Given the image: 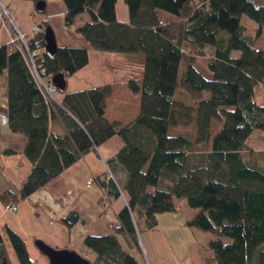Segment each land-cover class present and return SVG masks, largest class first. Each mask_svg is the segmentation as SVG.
<instances>
[{
	"label": "trees",
	"instance_id": "trees-1",
	"mask_svg": "<svg viewBox=\"0 0 264 264\" xmlns=\"http://www.w3.org/2000/svg\"><path fill=\"white\" fill-rule=\"evenodd\" d=\"M62 1L68 28L75 27L79 15L89 14L75 31L96 51L144 55L142 80L128 83L141 94L140 112L126 124L110 120L111 85L65 89L62 101L47 100L22 53L1 45L0 75L9 77V128L27 139L24 155L32 165L19 193L2 195L4 204L30 197L118 136L123 147L106 162L114 179L101 181L106 174L95 179L108 196L124 195L127 204L112 231L85 238L94 253L91 264H148L140 251L141 234L158 226V215L180 211L175 197L197 210L188 226L213 235L205 264H264V151L247 145L255 130L264 131V104L256 93L264 87V48L254 46L242 23L248 16L260 35L264 1L124 0L128 23L117 18L118 0ZM158 11L180 20L163 22ZM41 27L39 38L30 41L32 49L45 48L49 25ZM42 57L51 80L60 73L65 79L74 76L89 63L85 48L58 47L55 58L46 52ZM202 57L208 61L205 72L196 66ZM177 91L187 93L197 107L176 102ZM215 119L222 126L213 135ZM178 126L194 130L171 135L170 128ZM119 170L126 174L124 182ZM164 181L170 189L162 188ZM81 220L72 212L61 221L72 227ZM6 229L19 264H39L22 236ZM0 264H13L1 230Z\"/></svg>",
	"mask_w": 264,
	"mask_h": 264
},
{
	"label": "crops",
	"instance_id": "crops-1",
	"mask_svg": "<svg viewBox=\"0 0 264 264\" xmlns=\"http://www.w3.org/2000/svg\"><path fill=\"white\" fill-rule=\"evenodd\" d=\"M46 3V13L42 15H36V5L32 1L13 0L11 7L18 25L30 35L31 40L39 38V34H35L34 30L47 23L55 33L58 47L87 49L89 63L74 76L66 79V93L111 85L114 94L117 88L128 85L129 81L142 80V62L137 59L128 62L120 57L122 55L96 51L83 36L76 33L75 28L88 21L86 16H83L82 23L68 28L65 23L66 7L63 1L46 0ZM122 12L120 19L117 8L118 20L128 23L129 18L126 20V17L129 15L124 7ZM158 14L163 22L172 23L180 20L162 11H158ZM10 38L8 30L0 29V46L8 45ZM64 96L65 94L61 92L56 97L58 101H62ZM111 99L112 97H109L107 100V117L125 124L122 118L124 113L111 109L109 103ZM8 105L9 77L5 72L0 75V230L4 229L6 232V227L11 228L22 236L28 248L42 241L57 249L76 251L91 261L94 253L85 246V238L89 235L109 233L110 227L118 224V213L125 204L121 198H113L109 211L102 213L100 204L107 192L97 184L88 187L87 182L91 178L103 177L106 174V162L116 157L123 147V140L118 136L111 138L99 147L98 153L91 152L85 155L30 197L26 199L18 197L16 201H11L10 204L15 203L18 206V210L15 211L17 214L12 216L14 217L12 221H4L5 215L14 211L6 209L2 195L19 193L32 169L31 163L24 155L27 139L23 135L13 133L9 124L5 125L1 121V114H8ZM117 175L120 176L121 182L126 180V174L121 170ZM72 212L79 214L83 220L68 227L61 220ZM193 215L194 211H188L187 216L183 218L180 211L158 215V226L148 230L149 235L141 234L147 261H151L152 264H205L210 237L207 233L188 226L187 222ZM164 218L170 233L160 231V224ZM173 236L178 237L179 241ZM32 242L35 244L32 245ZM164 242H167L166 246ZM34 261L39 259L36 258Z\"/></svg>",
	"mask_w": 264,
	"mask_h": 264
},
{
	"label": "rangeland",
	"instance_id": "rangeland-1",
	"mask_svg": "<svg viewBox=\"0 0 264 264\" xmlns=\"http://www.w3.org/2000/svg\"><path fill=\"white\" fill-rule=\"evenodd\" d=\"M28 1H32L36 5L35 0H28ZM263 1L264 0H257V3L258 4H262ZM122 7H124V9L128 13V9H127V6H126L124 0H118V2H117V8H118V17L120 19L122 18V15H123ZM45 13H46V11H44V13H38V12H36V15H42V14H45ZM168 15H170V16H172L174 18L177 17V16H174L172 14H168ZM83 16H86L88 18V20L90 19V16H89L88 13L81 14V15H79L77 17V19L75 21V26L77 24H79L80 22L82 23ZM126 18H127L126 20H128L129 17L127 16ZM16 22H17V20H16ZM242 23L248 27L249 35L252 36L253 38H255L254 46L256 48H264V28H263L261 34L258 35L259 25L255 21H253L252 19H250L248 16H243ZM38 28H41L42 29V27H38ZM6 30H8V29H6ZM8 31L10 32V30H8ZM23 32H25V31H23ZM34 32H36V30H34ZM226 35L228 36V34H226ZM11 36H12V34L10 32V37ZM115 54L116 55H122L120 57L128 60V62L131 59H134V60L137 59V61L142 62V63L144 62V55L143 54H135V53H133V54L132 53H115ZM238 54L239 53H235V55H238ZM196 66L198 68H200V70L203 71V72L207 71L208 70V68H207L208 67L207 58H203L202 57V58L197 59ZM185 68H186V66L184 64H182V66H181V72H180V76L181 77H182V75H183V73L185 71ZM39 82L42 83L43 82V79L42 78H39ZM256 93H257V101L259 103H261V104H264V87L260 88V86H258L256 88ZM57 94H58V90L54 94V97H53L54 98V101H56V102H58V99L56 97ZM109 97L110 98L112 97V99L109 100L111 109L112 110L113 109L120 110L121 114L124 113L122 115V118H123V120H125L126 123H129V122L134 121L135 118L139 115V112H140V104H141V94L140 93H133L130 90V88H129L128 85L121 86V87L117 88L114 91V94H112ZM209 97H210L209 93L205 92L204 93V98L205 99H208ZM175 100L179 104L184 103V105L185 106H188V107H192V108L197 107V102H195L192 98H190L188 96V94H186L184 92H181V91H178L176 93ZM221 126H222V122L217 121L215 119L213 121V125H212V134L214 135L221 128ZM195 127H196V124H195ZM186 128L190 132L194 130L193 129L194 128L193 126H187ZM187 130L183 126L172 127V128H170V134L171 135H174V136H176V135H185V131H187ZM247 145L249 147L255 149V150L264 151V131L263 130H259V129L255 130L253 132V134L251 135V137L248 139ZM117 177L121 181V179L119 178L120 176H117ZM169 185H170V183L164 181V183L162 185V188H164V189H170V186ZM151 190H154V188L151 189ZM121 199L124 201L125 200L124 196H122ZM175 203H176L177 207L180 209V216H181V218L187 216L188 211L197 212L196 209H193V208H191L189 206V204L187 202V199H185V198L175 197ZM124 204L126 205L127 203L124 201ZM16 214H17L16 212H10V213H8V214L5 215V217L3 218V220L4 221H12V219H14V217H12V216H15ZM165 219L166 218L162 219L161 224H160V231H162V232L163 231H166V232L169 231L167 229V227H166L167 226V224H166L167 221ZM1 231L3 232L4 241H5V244L7 246L8 252H10V256H11L10 258H11L13 264H19L17 255H16V253H15V251L13 249L12 243L9 240V237H8L7 233L4 231V229H1ZM109 231H112L111 227H110ZM147 232H148V230H145V229L143 230V234H148ZM168 233H170V231ZM205 233H207V235H211L213 237V235L211 233H208V232H205ZM173 238H175V239H177L179 241V238L178 237H174L173 236ZM164 241H165V239H164ZM34 244L35 243L32 242V245H34ZM164 244L166 246L167 242H164ZM140 248H141L140 251H141L142 257L147 260V256H146V253H145V248H144L142 242H140ZM27 249L29 251L30 257L33 260H35L36 258H38L39 261H37V262L39 264H49L48 257L42 253V251L36 246V244L34 245V247L33 246H30L29 248L27 247ZM147 262H148V264H152L151 261L150 262L147 261Z\"/></svg>",
	"mask_w": 264,
	"mask_h": 264
},
{
	"label": "built area",
	"instance_id": "built-area-1",
	"mask_svg": "<svg viewBox=\"0 0 264 264\" xmlns=\"http://www.w3.org/2000/svg\"><path fill=\"white\" fill-rule=\"evenodd\" d=\"M12 1L13 0H0V29H8L10 30L12 36L10 38V41L8 45L14 46L17 50H19L24 58L26 59L29 67L31 68L33 74L35 75L38 84L40 85L42 91L44 92L45 96L47 97V100H54V94L57 92V88L52 83L51 76L46 75V69L43 67L42 63V54L45 52V50L41 48H31V38L28 33L23 32V30L20 28L18 23L15 20V17L13 16V10H12ZM35 34H41L43 32V29L36 28ZM41 59V60H40ZM39 78L43 79V82H39ZM1 121L5 125L9 123V118L7 114L1 115ZM106 177H104L101 181H109L111 179H114V176L108 167L106 166ZM96 179H89L87 182V186L91 187L95 184H97ZM124 196V195H123ZM113 197L108 196L107 194L103 195L101 204H100V210L102 213H105L109 211L111 208V202ZM7 209L11 211H17L18 206L16 204H9L7 205Z\"/></svg>",
	"mask_w": 264,
	"mask_h": 264
},
{
	"label": "water",
	"instance_id": "water-1",
	"mask_svg": "<svg viewBox=\"0 0 264 264\" xmlns=\"http://www.w3.org/2000/svg\"><path fill=\"white\" fill-rule=\"evenodd\" d=\"M47 3L45 0H38L36 2V10L43 13L46 10ZM44 47L49 58H55L58 54V44L55 33L51 27H48L44 33ZM53 83L60 92L66 89V79L63 73L57 74L53 77ZM37 247L49 259V264H91L85 257L81 256L76 251L68 249H57L48 244L39 241L36 242Z\"/></svg>",
	"mask_w": 264,
	"mask_h": 264
}]
</instances>
